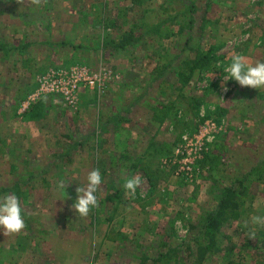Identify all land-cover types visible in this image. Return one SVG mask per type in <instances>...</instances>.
Instances as JSON below:
<instances>
[{"label":"rangeland","instance_id":"obj_1","mask_svg":"<svg viewBox=\"0 0 264 264\" xmlns=\"http://www.w3.org/2000/svg\"><path fill=\"white\" fill-rule=\"evenodd\" d=\"M237 54L264 61V0H0V198L18 196L26 225L0 229V264H154L168 253L167 264H264V226L251 223L264 216V88L224 81ZM79 65L118 78L82 88L76 105L54 93L24 109L39 75ZM211 118L226 132L194 179L177 175L165 159ZM97 168L99 206L78 217L77 188ZM233 183L241 205L217 234L222 250L199 262L187 246Z\"/></svg>","mask_w":264,"mask_h":264},{"label":"built area","instance_id":"obj_2","mask_svg":"<svg viewBox=\"0 0 264 264\" xmlns=\"http://www.w3.org/2000/svg\"><path fill=\"white\" fill-rule=\"evenodd\" d=\"M114 78H118V75L108 68L98 71H93L84 65L71 69L52 68L38 76V85L24 109L37 98L54 93L62 95L67 103L76 105L82 88L101 90ZM224 132H226L225 124L212 118L207 119L195 133L186 134L181 138L174 146L173 154L165 159V164L173 166L177 175L194 179L198 160ZM209 135L214 137L212 142L207 139Z\"/></svg>","mask_w":264,"mask_h":264},{"label":"clouds","instance_id":"obj_3","mask_svg":"<svg viewBox=\"0 0 264 264\" xmlns=\"http://www.w3.org/2000/svg\"><path fill=\"white\" fill-rule=\"evenodd\" d=\"M31 3L39 6L41 0H31ZM224 72L227 73L224 76L225 82L235 80L241 87L264 88V61L257 60L254 64H249L245 56L237 54L232 57L231 64L224 69ZM224 87L227 90L226 86ZM207 139L212 142L214 137L209 135ZM102 179L100 170L93 169L87 175L86 186L77 188L78 198L71 207L78 217H87L92 208L99 206L96 193L101 188ZM141 183L142 178L138 174L135 177L129 176L123 187L126 193L135 195ZM59 187L65 188L63 181L59 183ZM22 212L21 200L17 195L6 194L0 198V229L3 230L5 236L18 234L26 227ZM251 223L264 226V216H253ZM245 227H247V222ZM245 235L248 238H256L254 230L245 232Z\"/></svg>","mask_w":264,"mask_h":264},{"label":"trees","instance_id":"obj_4","mask_svg":"<svg viewBox=\"0 0 264 264\" xmlns=\"http://www.w3.org/2000/svg\"><path fill=\"white\" fill-rule=\"evenodd\" d=\"M238 183L240 185L242 182ZM236 185L237 184L233 183L224 190L222 189L219 196L214 197V200L217 202L215 208L208 214L206 222H204L201 226L196 227V229L202 233V239L197 240L194 243V247L192 244L188 245L187 249L190 252H195L199 262L203 261L208 255L222 250L217 234L224 222L229 220L228 218L231 217L229 215H235L241 205L238 201L240 191L237 190ZM168 255H170V253H168ZM168 255H159L158 258H156L158 263L155 262L154 264H161L160 261H165L167 264L170 260Z\"/></svg>","mask_w":264,"mask_h":264}]
</instances>
